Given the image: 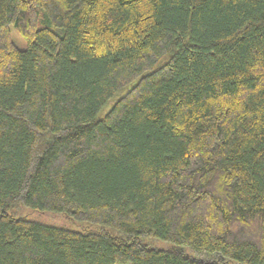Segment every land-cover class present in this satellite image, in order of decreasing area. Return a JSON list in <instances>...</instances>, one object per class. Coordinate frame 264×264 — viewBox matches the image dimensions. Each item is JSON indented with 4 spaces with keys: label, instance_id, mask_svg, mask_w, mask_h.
I'll return each instance as SVG.
<instances>
[{
    "label": "trees",
    "instance_id": "16d2710c",
    "mask_svg": "<svg viewBox=\"0 0 264 264\" xmlns=\"http://www.w3.org/2000/svg\"><path fill=\"white\" fill-rule=\"evenodd\" d=\"M0 264H264V0H0Z\"/></svg>",
    "mask_w": 264,
    "mask_h": 264
},
{
    "label": "rangeland",
    "instance_id": "374dc122",
    "mask_svg": "<svg viewBox=\"0 0 264 264\" xmlns=\"http://www.w3.org/2000/svg\"><path fill=\"white\" fill-rule=\"evenodd\" d=\"M13 37L14 39H16V37L17 39H19L18 33L16 34V31L14 28H13ZM17 213L20 215H25L27 216L28 219L45 224V225L67 227L71 229H80V227L77 226V224L75 225L74 223H72L71 220H68L65 217L55 215L52 213L38 214V213L32 212L31 210L25 209V208H20L17 211ZM145 243L148 246L161 248V249H165L170 246V244L164 241H161V240H145Z\"/></svg>",
    "mask_w": 264,
    "mask_h": 264
}]
</instances>
